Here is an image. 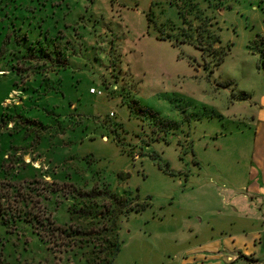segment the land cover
<instances>
[{"label": "rangeland", "instance_id": "1", "mask_svg": "<svg viewBox=\"0 0 264 264\" xmlns=\"http://www.w3.org/2000/svg\"><path fill=\"white\" fill-rule=\"evenodd\" d=\"M261 95L264 0H0V264H194Z\"/></svg>", "mask_w": 264, "mask_h": 264}, {"label": "crops", "instance_id": "2", "mask_svg": "<svg viewBox=\"0 0 264 264\" xmlns=\"http://www.w3.org/2000/svg\"><path fill=\"white\" fill-rule=\"evenodd\" d=\"M256 105L257 109L250 114V124L254 128L252 147L244 154L249 161L247 179L226 191L221 210H210V238L203 240L201 246L194 245L189 249L193 253L194 264H205L199 259L204 249L210 250V264H225L223 254L237 250L231 237L247 236L249 242L264 237V95L258 98ZM215 220L223 222L214 223Z\"/></svg>", "mask_w": 264, "mask_h": 264}, {"label": "trees", "instance_id": "3", "mask_svg": "<svg viewBox=\"0 0 264 264\" xmlns=\"http://www.w3.org/2000/svg\"><path fill=\"white\" fill-rule=\"evenodd\" d=\"M0 210H1V204H0ZM27 213V215L29 214V212L27 210H25V214ZM1 221H0V225L2 224H5L6 226L8 227H12V226H16L17 225V222L22 218L20 216H15L13 214H7V215H4L3 213H1ZM26 216V215H25ZM26 218V217H23V219ZM26 220H28L27 222H29L30 224L34 225L35 227H38V232L39 234L41 235V238L44 240L46 239L45 237V234L43 235L42 233V229L43 228H47V220H44L43 218L40 217V215H36V217H30L29 216V219L26 218ZM25 220V221H26ZM50 222V221H49ZM53 225L52 222H50V225L51 226ZM53 227L55 228L56 225H53ZM106 229H108L107 226H105ZM56 228H58L59 230H63V231H66L67 229L63 228V227H60V226H57ZM50 229V228H48ZM109 229L112 231L113 229L109 227ZM108 229V230H109ZM50 232L53 231V230H49ZM91 234V233H90ZM89 234V237L91 238V235ZM116 235V234H115ZM102 236V235H101ZM98 237H100V235H98ZM90 241V239H89ZM103 242H107V244L104 246V248L106 247V249H103V247L100 249V250H105L106 252H104L105 254L103 256L99 255L97 253V257L99 258L98 261H96L97 264H113V257L116 255L117 251L120 250V245H119V242L118 241H110V240H106L104 239ZM0 256H1V253H0Z\"/></svg>", "mask_w": 264, "mask_h": 264}, {"label": "built area", "instance_id": "4", "mask_svg": "<svg viewBox=\"0 0 264 264\" xmlns=\"http://www.w3.org/2000/svg\"><path fill=\"white\" fill-rule=\"evenodd\" d=\"M91 91H92V92H95V91H96V89H95V88H92V89H91ZM112 114H113V113H112Z\"/></svg>", "mask_w": 264, "mask_h": 264}]
</instances>
